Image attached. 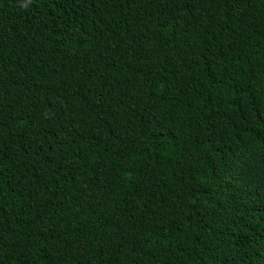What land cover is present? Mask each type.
<instances>
[{"label": "trees", "instance_id": "trees-1", "mask_svg": "<svg viewBox=\"0 0 264 264\" xmlns=\"http://www.w3.org/2000/svg\"><path fill=\"white\" fill-rule=\"evenodd\" d=\"M0 264H264V0H0Z\"/></svg>", "mask_w": 264, "mask_h": 264}]
</instances>
